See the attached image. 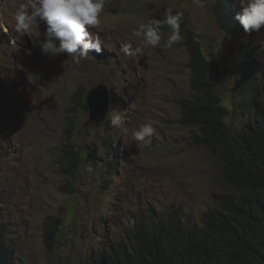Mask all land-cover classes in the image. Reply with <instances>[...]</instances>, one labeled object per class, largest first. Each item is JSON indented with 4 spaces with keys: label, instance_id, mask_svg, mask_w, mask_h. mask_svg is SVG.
Returning <instances> with one entry per match:
<instances>
[{
    "label": "rangeland",
    "instance_id": "1",
    "mask_svg": "<svg viewBox=\"0 0 264 264\" xmlns=\"http://www.w3.org/2000/svg\"><path fill=\"white\" fill-rule=\"evenodd\" d=\"M18 2L0 0V224L11 264H90L103 247L128 241L133 220L181 206L197 222L222 196L235 195L215 155L191 145L192 129L179 124L180 101L191 95L189 47L197 43L213 64L210 79L231 109L229 126L242 128L235 91L239 48L254 46L255 76L264 86V27L259 33L223 32L217 0H206L203 8L192 0H106L102 24L92 30L99 32L102 50L74 65L67 54L42 56L36 44L43 35L18 37L12 19ZM165 8L184 13L180 42L164 47L165 30L157 48L135 58L119 53L126 42L139 47L135 25L152 14L159 18ZM99 85L107 89L109 107L90 120L85 97ZM79 89L80 104L74 97ZM113 108L124 115L122 128L110 124ZM142 123L156 129L150 144L132 138ZM106 136L117 148L112 173L100 165ZM77 157L72 177L66 169L72 171ZM89 165L92 176L85 172ZM48 218L59 228L53 247L45 242Z\"/></svg>",
    "mask_w": 264,
    "mask_h": 264
},
{
    "label": "trees",
    "instance_id": "2",
    "mask_svg": "<svg viewBox=\"0 0 264 264\" xmlns=\"http://www.w3.org/2000/svg\"><path fill=\"white\" fill-rule=\"evenodd\" d=\"M242 11L230 0H217L219 28L227 34L244 32L235 20ZM189 54L191 95L180 101L179 124L192 129L191 145H200L215 155L235 195L222 196L201 215L200 223L193 222L181 206L172 207L163 216L133 220L128 241L103 247L90 264H264V89L255 76L259 68L254 46L241 43L239 48L236 112L243 127L234 129L229 126L230 110L210 79L213 64L197 43L192 42ZM82 91L74 93L78 104ZM108 137L103 143L107 157L100 165L112 173L117 148ZM78 160L70 161L72 171L66 169L72 177ZM66 187L73 191L71 184ZM57 230V220L48 218L45 242L49 247H53ZM11 257L12 248L1 223L0 264H11Z\"/></svg>",
    "mask_w": 264,
    "mask_h": 264
},
{
    "label": "clouds",
    "instance_id": "3",
    "mask_svg": "<svg viewBox=\"0 0 264 264\" xmlns=\"http://www.w3.org/2000/svg\"><path fill=\"white\" fill-rule=\"evenodd\" d=\"M192 3L203 8L206 0H192ZM241 3L245 7L242 13L235 16V20L246 33H259L264 27V0H241ZM105 5L106 0H20L12 13L14 30L20 39L30 33L40 37L43 35L44 38L39 39L36 44L42 56L56 58L67 54L74 65H80L89 58L91 51L100 53L102 50L101 36L99 32L94 33L92 30L100 28ZM183 21L184 13L174 12L172 8H165L159 18L152 14L139 21L133 29L132 35L139 38L140 46L133 47L132 43L126 42L119 48V53L127 58H135L143 49L157 48L161 45L165 30L169 34L164 39V47L171 48L182 40ZM41 25L44 26L43 33ZM15 43L13 40L12 44ZM259 86L264 89V86ZM110 124L115 128H122L124 125V115L116 108L111 110ZM155 132L152 124L142 123L133 130L132 138L136 142L150 144ZM85 172L92 176L94 168L89 165ZM200 218L196 223H200Z\"/></svg>",
    "mask_w": 264,
    "mask_h": 264
},
{
    "label": "water",
    "instance_id": "4",
    "mask_svg": "<svg viewBox=\"0 0 264 264\" xmlns=\"http://www.w3.org/2000/svg\"><path fill=\"white\" fill-rule=\"evenodd\" d=\"M85 102L88 107L90 120H96L109 107L106 87L99 85L97 88L90 90L85 97Z\"/></svg>",
    "mask_w": 264,
    "mask_h": 264
}]
</instances>
